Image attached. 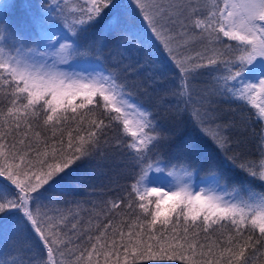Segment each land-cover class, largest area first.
Wrapping results in <instances>:
<instances>
[{
    "label": "snow or ice",
    "instance_id": "obj_1",
    "mask_svg": "<svg viewBox=\"0 0 264 264\" xmlns=\"http://www.w3.org/2000/svg\"><path fill=\"white\" fill-rule=\"evenodd\" d=\"M16 7L0 0V237L13 242L0 264H63L70 221L90 244L75 264H262L264 193L236 181L264 182V127L261 159L245 151L251 123L264 125V0H43L21 5L23 30ZM110 38V68L57 67ZM203 74L211 87L197 92ZM234 102L255 111L218 110ZM185 116L198 137L184 135ZM117 163L134 169L130 191L103 202L97 235L77 234L79 211L53 193Z\"/></svg>",
    "mask_w": 264,
    "mask_h": 264
},
{
    "label": "trees",
    "instance_id": "obj_2",
    "mask_svg": "<svg viewBox=\"0 0 264 264\" xmlns=\"http://www.w3.org/2000/svg\"><path fill=\"white\" fill-rule=\"evenodd\" d=\"M119 2L122 4H128L129 0H119ZM23 4H28V2L26 0H23ZM23 17L24 19L27 18L25 16V12L23 14ZM222 39H224L225 43H235L232 41H227L226 38ZM112 44L113 39L110 38L108 40V46L105 47L103 53H97L95 52V50H93L88 52L84 56H77L73 59H79L83 61L88 60L96 67L99 64L102 67L110 68L114 62L113 56L115 55V49H112L113 56L109 55V49L111 48ZM195 48L199 50L201 46L195 45ZM193 85L197 92H202L203 90H206L211 87V76L203 74L197 77L195 81H193ZM143 99H145V103L149 107L155 110L153 101H149L146 98ZM7 106V101H4L2 104H0V108H2L4 111L7 110ZM218 110L224 111L228 115H231L233 110H235L237 115L243 112L245 116H247L248 113L255 111L251 108L250 105H247L244 102L220 103L218 105ZM186 122L187 117L185 116L184 121L181 122L183 125L184 135L198 137V133L196 132V130L192 128L190 123ZM72 127H75V125H72ZM262 127H264V125L253 121L249 128L250 139L245 151L247 153V159L252 160L254 162H258L261 159L260 149L258 146V134L260 133ZM47 135L51 136V131H49ZM207 147H211L210 141L208 142ZM162 158L166 161H171L172 163H175V160H172V154L168 150L162 151ZM83 172L84 169H81L78 174L82 175ZM205 175L206 173L204 171L196 172L194 175V179L197 181ZM133 176L134 169L131 167V165L127 163H117L114 167H106L102 174L98 173L96 175L91 176V178L87 176L84 177V179L78 184L60 186L57 191L53 194L58 196L59 199L63 202L60 205L61 208L65 210L71 209L73 212L79 211V216L77 217V220L81 221V223L79 225L77 234L82 233L84 229H87L89 226H91L92 232L89 234L97 235L98 233L96 232V224L107 223V220H105L103 216L97 218L96 215L100 212L101 208L103 207V202L113 199L117 196H124L126 192L130 191ZM236 183L240 185L241 193L243 195L247 194L248 189L264 193V182L259 181L258 179L245 178L243 177V174H240V178L237 179ZM116 219L119 220L120 217H117ZM89 221H91V225H89ZM73 222L76 221H70L68 228L65 229V232L68 233V238L72 240V244L69 245L70 251L65 250V256L63 258H61L59 254H57L56 256L57 261L63 259V264H75V257L79 256L80 252L83 251L86 247H90V244L86 242V238L85 240H77V236L72 234L71 223ZM157 228H159V226H157ZM125 231H127L126 227ZM223 231L224 230L217 229V232L214 235L220 236ZM201 238H203V235ZM12 244L13 242L11 239H5L3 237H0V252H7L9 249H11ZM34 251L36 253H39L38 248L34 249ZM31 254V252H26L25 256ZM43 255L45 258L47 257V253L43 252ZM85 255H87L86 252ZM260 259L262 261V264H264V257H261ZM101 264H103V261H101ZM137 264H181V262L178 260L169 261L145 259L138 260Z\"/></svg>",
    "mask_w": 264,
    "mask_h": 264
},
{
    "label": "rangeland",
    "instance_id": "obj_3",
    "mask_svg": "<svg viewBox=\"0 0 264 264\" xmlns=\"http://www.w3.org/2000/svg\"><path fill=\"white\" fill-rule=\"evenodd\" d=\"M26 1L28 2V4H34V5H39L43 3V0H26ZM16 3H17V7L10 12V19L17 28L23 30L25 26L27 25V18L24 19L23 17L24 9L21 7V5H23V0H17ZM41 51H43V49H41ZM48 63H52L51 58H49ZM57 67L60 70L68 71V72H74V71L84 72L86 70H91L93 68H96V66L90 63V61L88 60L83 61L79 59H70L67 64H58ZM175 163H177L176 160H175ZM195 173L196 172H194L191 178V183L194 185L195 190L198 191L200 187H206L207 182H202V178L196 181L194 179Z\"/></svg>",
    "mask_w": 264,
    "mask_h": 264
}]
</instances>
